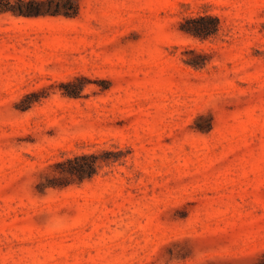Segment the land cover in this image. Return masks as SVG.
I'll return each instance as SVG.
<instances>
[{
  "label": "rangeland",
  "instance_id": "1",
  "mask_svg": "<svg viewBox=\"0 0 264 264\" xmlns=\"http://www.w3.org/2000/svg\"><path fill=\"white\" fill-rule=\"evenodd\" d=\"M0 264H264V0H0Z\"/></svg>",
  "mask_w": 264,
  "mask_h": 264
},
{
  "label": "trees",
  "instance_id": "2",
  "mask_svg": "<svg viewBox=\"0 0 264 264\" xmlns=\"http://www.w3.org/2000/svg\"><path fill=\"white\" fill-rule=\"evenodd\" d=\"M94 154H88V155H80V156H76V157H74L73 159H80V158H82V159H86V158H89V157H91V161H89V163L87 164V167L88 168H91L92 169V167H94ZM70 160H72V159H70ZM70 160H68V161H70ZM62 163V162H61ZM76 169V168H75ZM69 170L70 171H72L73 170V168H69Z\"/></svg>",
  "mask_w": 264,
  "mask_h": 264
}]
</instances>
